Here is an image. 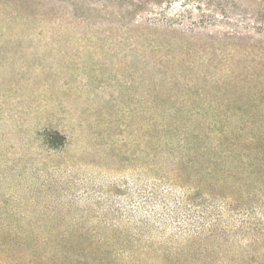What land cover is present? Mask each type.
<instances>
[{"label":"rangeland","instance_id":"1","mask_svg":"<svg viewBox=\"0 0 264 264\" xmlns=\"http://www.w3.org/2000/svg\"><path fill=\"white\" fill-rule=\"evenodd\" d=\"M0 236L6 264H264V0H0Z\"/></svg>","mask_w":264,"mask_h":264},{"label":"trees","instance_id":"2","mask_svg":"<svg viewBox=\"0 0 264 264\" xmlns=\"http://www.w3.org/2000/svg\"><path fill=\"white\" fill-rule=\"evenodd\" d=\"M218 41L219 40H212L209 42V44L217 43ZM167 112L170 113L173 117L170 120H166V118H158V121L156 123L157 144L155 152L158 158L165 159L166 166L173 168V170L177 172L175 173L176 177L179 178V173L182 172L184 164L186 163V150L183 126L181 122L174 117L180 115L181 108L171 107L167 109ZM231 151L232 149H225L224 154L229 156L231 154ZM172 179L174 180V178ZM19 240H23V237H19ZM8 245L9 244L7 243L6 237L0 236V257L8 253L7 251H4L8 250ZM31 259L34 260V258ZM0 264L6 263H3V260L0 259ZM7 264H9V262ZM31 264H33V262H31Z\"/></svg>","mask_w":264,"mask_h":264}]
</instances>
